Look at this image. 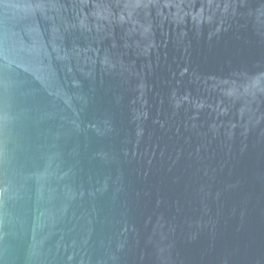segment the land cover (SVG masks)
<instances>
[{"label": "water", "instance_id": "water-1", "mask_svg": "<svg viewBox=\"0 0 264 264\" xmlns=\"http://www.w3.org/2000/svg\"><path fill=\"white\" fill-rule=\"evenodd\" d=\"M0 264H264V0H0Z\"/></svg>", "mask_w": 264, "mask_h": 264}]
</instances>
